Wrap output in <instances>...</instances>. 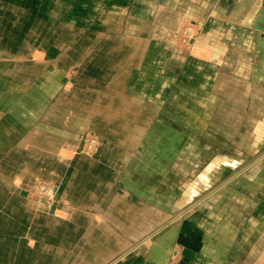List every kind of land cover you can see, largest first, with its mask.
<instances>
[{
	"label": "crops",
	"instance_id": "obj_1",
	"mask_svg": "<svg viewBox=\"0 0 264 264\" xmlns=\"http://www.w3.org/2000/svg\"><path fill=\"white\" fill-rule=\"evenodd\" d=\"M263 8L0 0V264H264ZM182 124L234 151L198 172Z\"/></svg>",
	"mask_w": 264,
	"mask_h": 264
},
{
	"label": "rangeland",
	"instance_id": "obj_2",
	"mask_svg": "<svg viewBox=\"0 0 264 264\" xmlns=\"http://www.w3.org/2000/svg\"><path fill=\"white\" fill-rule=\"evenodd\" d=\"M185 30H186L185 27H183L181 29L179 37H182V35L185 36V34H184ZM195 32H196V30L192 28V30H191L192 35H193V33L195 34ZM182 39L183 38H181V40ZM181 45H182V47L183 46L184 47L189 46V44H187L183 41L181 42ZM180 127H181L182 131L185 133H188V135L190 133H192L193 135L197 134V136H198V145H197L198 146V152H197V155H195V154L191 155L190 150H188L189 149L188 146L186 147V150L185 149L183 150L184 154L182 155V163H190V162L195 163V164L197 163L198 172H200L201 169H203L205 167V163H207L206 160H209V161L212 160V158L215 156V154H218L219 152L221 153L222 151L225 152V150L229 151V152L234 151L232 149L225 148V143H222L221 141H219L217 139H211L209 137V135H206L205 132L199 128H196L193 126L191 127L188 124H182ZM184 146H186V144ZM212 151L214 154H211ZM192 152L194 153L193 150H192ZM263 152H264L263 150H258V154H260V155L264 154ZM203 153H207V154L203 155ZM252 155H254V154H252ZM257 156H259V155H257ZM226 158H229L231 160L234 159L235 162L237 161L238 163L240 162V164L244 165L246 162H248L249 158H251V155L249 157V156H245V155L230 154ZM252 159H254V158H252ZM185 167H183V175L188 172V166L186 165ZM184 168H185V171H184ZM190 172H192L194 174L195 171L193 169ZM39 183H41V182H39ZM34 191H33V197L35 199H38L37 196L35 195ZM175 260H176V258L171 257V263L170 264H174Z\"/></svg>",
	"mask_w": 264,
	"mask_h": 264
},
{
	"label": "built area",
	"instance_id": "obj_3",
	"mask_svg": "<svg viewBox=\"0 0 264 264\" xmlns=\"http://www.w3.org/2000/svg\"><path fill=\"white\" fill-rule=\"evenodd\" d=\"M185 28H186V30L184 31L185 36L182 35L181 38H183L182 39L183 42L190 44V41L197 36V30H196L195 34L193 33V35H192V33H191L192 27L187 26ZM85 141H86L85 142L86 143V148H85L86 154L96 155L98 153V150L101 148L100 141L93 136H91V137L86 136ZM53 189H55V187L51 183L41 182L35 188L34 193L38 199L43 200V201L48 202V203H51L53 201L54 197H53V194H50V191Z\"/></svg>",
	"mask_w": 264,
	"mask_h": 264
},
{
	"label": "water",
	"instance_id": "obj_4",
	"mask_svg": "<svg viewBox=\"0 0 264 264\" xmlns=\"http://www.w3.org/2000/svg\"><path fill=\"white\" fill-rule=\"evenodd\" d=\"M257 29H259L260 31H262L264 33V8L262 9V12H261L260 16L258 17V27H257ZM262 150H264V149H262ZM255 159L256 158L251 159L250 163L252 161H255ZM249 164L245 163L244 165H242L240 167V170L247 168ZM237 171H239L238 167L234 168V169H228V170H226V173H225V170H224L223 171V177H222L221 181L229 179L231 177V175L232 174L234 175V173H236Z\"/></svg>",
	"mask_w": 264,
	"mask_h": 264
},
{
	"label": "bare ground",
	"instance_id": "obj_5",
	"mask_svg": "<svg viewBox=\"0 0 264 264\" xmlns=\"http://www.w3.org/2000/svg\"><path fill=\"white\" fill-rule=\"evenodd\" d=\"M190 29V28H189ZM250 124V123H249ZM256 132H257V134H258V137L260 138V136H262L263 134H264V124H260L259 125V127L257 128V130H256ZM249 134V133H248ZM262 138V137H261ZM262 142H263V144H264V139H262ZM253 145V144H252ZM249 146V145H248ZM254 146V145H253ZM264 146V145H263ZM254 149V148H253ZM252 149V150H253ZM249 150H251V149H249ZM254 158H256L255 159V161L257 162V161H259V160H261V159H264V154H261V155H259V156H256V157H254ZM255 161H253V162H255ZM218 170V169H217ZM55 187V189H53V190H51L50 191V194H53V197H54V199H55V196H56V191H57V188H56V186H54ZM53 199V200H54ZM120 261V258L119 259H117L116 261H115V263L114 264H116V263H118Z\"/></svg>",
	"mask_w": 264,
	"mask_h": 264
}]
</instances>
